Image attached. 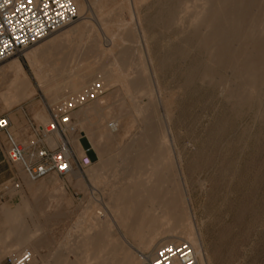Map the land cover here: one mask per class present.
<instances>
[{
    "label": "rangeland",
    "instance_id": "1",
    "mask_svg": "<svg viewBox=\"0 0 264 264\" xmlns=\"http://www.w3.org/2000/svg\"><path fill=\"white\" fill-rule=\"evenodd\" d=\"M117 1L119 7L102 17L97 14L99 22L86 1L84 12L64 30L85 20L93 27L56 43L39 62L30 64L27 55L62 31L7 59L18 60L34 88L32 97L20 98L10 110L0 111L13 121L8 132L23 146L45 140L39 129L46 121L38 119V109L48 119L53 104L80 92L66 82L85 85V90L99 77L105 92L71 113L77 123L75 112L94 106L88 109L84 128L75 124L76 132L70 136L76 156L83 154L78 139L83 145L84 134L90 139L97 156L90 157L89 167L30 180L21 164H13L10 177L20 182V190L0 203V264H8V256L24 249L34 253L29 264H51L55 258L86 264L87 253L92 264L114 263L116 255L106 259L93 255L106 243L104 235L87 247L83 236L88 228L102 235V216L111 218L109 195L141 196L138 189L148 179L161 187L163 182L173 185L174 192L183 193L189 202L204 264H264V32L258 29L264 21V0L242 1L244 9L236 23L253 29L252 34L243 36L241 30L233 42L220 40L215 46H210L211 38L218 29L206 26L199 9L219 4L223 12H234L240 0L234 4L229 0ZM238 59L247 62L246 67ZM42 76L46 83L62 84L57 97L49 99L42 92L38 81ZM5 90L0 85V92ZM45 143L49 148L57 144ZM7 144L1 133L3 151ZM145 212L155 218L147 207ZM168 226L153 222L144 233ZM20 229L27 240L16 245L15 232ZM106 232L118 241L120 234L113 227ZM169 234L162 233L151 247L164 243Z\"/></svg>",
    "mask_w": 264,
    "mask_h": 264
},
{
    "label": "bare ground",
    "instance_id": "2",
    "mask_svg": "<svg viewBox=\"0 0 264 264\" xmlns=\"http://www.w3.org/2000/svg\"><path fill=\"white\" fill-rule=\"evenodd\" d=\"M72 1L74 2L76 6L78 15L84 12L85 8H87V3H86L87 1L88 7L94 8L95 13H96V20L98 22H99V19L101 18L97 17V14L102 17V15L107 14V12H110V10H112L113 8L119 7L121 5L118 3L117 0H86V1L85 0H72ZM217 1H220V0H217ZM234 1L236 2V0H229V4L233 3ZM240 1H239L240 3L239 7L238 8L236 7L237 9L234 7L235 9L234 12L231 11L232 9L230 10L231 12H229L228 9H227L228 13L223 12L222 11L223 8L221 7L219 8L218 6L219 4L217 5L218 7L214 5L210 6L209 4H204L199 9L197 14L198 16L205 18L204 23L206 24V26H211V28L214 31L216 30V28L218 29V35L214 36L213 40L211 38L212 43L210 44V46H213V45L215 46V44H220L218 42L220 40H223V42H226V43L233 42L236 36L241 33V30H242L241 34H243V36L246 34L253 33V29H249V28L245 29V28L239 27L238 24L236 23L237 19L239 18L241 10L244 9V7L242 6L243 5L242 1H245V0H240ZM246 11H248V9ZM244 19L246 20V18ZM233 22H235L236 25H234ZM126 25L127 24H123L124 27H126ZM99 26L102 28L103 25H99ZM64 27L57 30V31H62L61 34H59V36L53 38L51 41L47 42L45 45L43 44V46H40L39 48L34 49L33 51H31V53L27 55V60L29 61L30 64H35L37 60L39 62L41 58L40 56L46 51H48L49 48L56 45V43L58 44V42H62L63 40H67L70 37L79 35L80 33L83 32V29H88V28L90 29L93 26L91 23L86 22L85 20L79 26H73L65 30H64ZM258 29L260 32L262 33L264 32V21L258 24ZM47 37L48 36L43 38L41 41H44V39H46ZM59 37H64V39L58 40ZM107 39L112 43L111 36L110 38H107ZM255 39H257V37ZM207 42H208V39H207ZM258 45H261V44L258 43ZM262 47L264 48V46ZM260 48L258 51H262L263 48L261 50ZM255 55H256V52L254 53L253 56L255 57ZM235 58H236V55H235ZM259 58L260 56H258L257 60ZM231 60L234 64L233 59H230V61ZM242 60H244V58ZM253 61H254V58H253ZM243 62L244 61H240L241 63L240 65H242ZM245 63L247 65V62ZM259 63L256 62V65ZM233 64H231L232 69H233V66L235 65ZM246 65L244 67H246ZM263 67L261 71H263ZM238 68L239 70L241 69L239 66ZM245 71L246 70L244 69V72ZM238 72L240 73V71ZM248 72L250 73L251 70ZM259 72L260 71H258V73ZM239 73L238 75H241ZM263 75H264V71H263V74H261V76ZM251 76H252L251 77L252 79L253 75L251 74ZM66 78L70 80V76H67ZM38 79H39L38 81L41 84H43L42 85L43 87L41 86V84L40 86L42 88V92L45 94L46 97H48L49 99H53L58 96L60 92L59 87L62 86L61 83H58V84L46 83L44 82L45 79L43 76L38 77ZM259 79H256V81ZM4 82L7 83L9 86L8 88V92L10 94L9 96H11L15 100H18L22 96H29L34 93V88L32 87L28 77L25 75V72L22 69L21 64L16 59L10 60L6 64L0 66V83H4ZM65 84L71 87L73 91L79 90L80 92H82V90H84L83 88H85V85L84 86L81 85L82 87H79L78 84H74V83L69 84L66 82ZM88 109H94V106ZM88 109L84 108L81 110H77L75 112V114L79 116L77 123H75L76 125L79 126V128H84V125H85L84 120L87 118L86 114L88 112ZM48 121H49V115H48V120L46 121V123ZM107 126L112 127V123H111V126L110 125H107ZM50 136H54L57 142V136L55 134L48 135L46 137V140ZM165 137L166 136L164 134V138ZM166 154H168V151H166ZM89 171L90 170H88L86 174H88ZM145 182L147 184L143 188L138 189V191L142 192V195H144L142 198H141L142 195L140 196V194H137V196L126 195L124 193L116 194V195H109L106 204L108 205L107 207H110V211H108V214H110L111 218L107 219L105 215L102 216V219H103L101 223L102 226L100 227V230H99L100 232H102V235H99V233H96V232L95 233L89 232L91 230L90 228L86 229V233L83 236L85 247L91 244V241H96L100 238V236L103 237L104 235V237L107 239L106 243H103L100 246H98L96 248L95 253H93V255L95 254L101 255L103 256V259H106L110 255L118 256V259L114 263L110 262V264H137V263L141 264L146 257L151 256V254L153 253V250L155 248V247L154 248L151 247V245H153V242L155 240L156 241L161 240L159 237L161 236L162 233L166 231L170 234L166 236L167 238L164 240L165 242L174 243V242H178L179 240L187 241L192 246V248L195 250L197 254L198 264H204L203 259H202L201 249H200L199 236L196 233L194 226H193L194 224L192 222V214L190 212V205L188 204L189 202L188 203L186 202L185 197L183 196V193L180 192L177 194L173 190L174 189L173 185H169V184L167 185L166 182H163L162 187L158 184L159 182H154V181H151L150 179L146 180ZM138 191L137 193H139ZM141 199H143L144 201H140ZM146 207L148 210H151V212L155 215V218L147 216L148 213L145 212ZM153 222H164V223H167V225L171 224V226L164 227V228L163 227L155 228V229H152L151 232L149 230V233L146 236V234L144 233V230H146L145 228L148 225L153 224ZM111 227H113L116 235L120 234V236H117L118 238L117 242H114L116 239L113 240V238L109 237L108 233L106 232ZM44 241H45L44 235L39 236V244L40 245L44 244ZM86 251H88V249ZM88 254L89 253L86 254V257L89 256V258H87L85 263L92 264L93 258H90V254L89 255ZM102 262L104 263L105 260H103ZM51 264H79V262L78 261H63L59 258H55L53 259Z\"/></svg>",
    "mask_w": 264,
    "mask_h": 264
},
{
    "label": "built area",
    "instance_id": "3",
    "mask_svg": "<svg viewBox=\"0 0 264 264\" xmlns=\"http://www.w3.org/2000/svg\"><path fill=\"white\" fill-rule=\"evenodd\" d=\"M78 18L72 0H0V63L20 54L40 42L58 29L73 23ZM105 92L102 80L90 82L88 87L66 96L49 108V121L40 127L43 143L32 141L29 147L15 141L8 132L10 125L6 115H0V134L5 133L7 147L5 159L11 164H21L31 180L50 172L59 176L70 174L74 168L83 170L92 161L83 152L76 156L71 148L70 136L76 132L71 113ZM55 134L54 148L46 145V137ZM79 140V139H78ZM20 190V182L10 177L0 183V203ZM34 257L30 249H24L16 256H8V264H29ZM141 264H198L197 254L185 240L164 242L157 245L151 256Z\"/></svg>",
    "mask_w": 264,
    "mask_h": 264
},
{
    "label": "crops",
    "instance_id": "4",
    "mask_svg": "<svg viewBox=\"0 0 264 264\" xmlns=\"http://www.w3.org/2000/svg\"><path fill=\"white\" fill-rule=\"evenodd\" d=\"M61 34V33H60ZM59 36V34H58ZM47 39V38H46ZM64 39V37H59L58 40ZM0 85H5L6 86V90L0 92V111H5V110H10L13 106H15V103L17 100L13 99L11 96H9V92H8V84L7 83H0ZM32 95L29 96H22L21 98H29L32 97ZM20 99V98H19ZM1 106H4L3 108ZM36 116L38 117V119L42 120V121H47V114L45 113V111L43 109H38L36 112ZM17 121L19 122V124L22 127H26V123L24 122V120L22 118L17 119ZM10 122V126L13 124V121L11 119H9ZM33 127V126H32ZM33 132H34V128ZM25 133V132H23ZM27 135H22V137H26ZM86 145H83L81 143V140H78L79 146L80 148L83 150V152H85L89 157H96V151L95 149L92 147L90 139L88 138V136L86 134H84V137ZM48 143L50 146H54L56 144V138L54 136H50L47 139ZM78 147V149H80ZM13 168L14 165L9 163L5 157H4V151L3 149L0 147V183L2 181H4L5 179H7L8 177L12 176L13 173ZM15 239H16V245H20L23 242H25L27 240V235L24 233V231L22 229H20L19 231L15 232Z\"/></svg>",
    "mask_w": 264,
    "mask_h": 264
}]
</instances>
